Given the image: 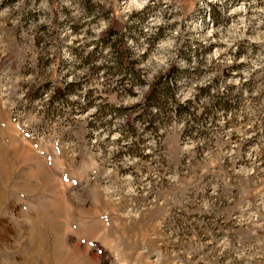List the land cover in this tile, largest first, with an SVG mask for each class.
<instances>
[{
    "label": "rangeland",
    "instance_id": "obj_1",
    "mask_svg": "<svg viewBox=\"0 0 264 264\" xmlns=\"http://www.w3.org/2000/svg\"><path fill=\"white\" fill-rule=\"evenodd\" d=\"M0 264H264V0H0Z\"/></svg>",
    "mask_w": 264,
    "mask_h": 264
},
{
    "label": "trees",
    "instance_id": "obj_2",
    "mask_svg": "<svg viewBox=\"0 0 264 264\" xmlns=\"http://www.w3.org/2000/svg\"><path fill=\"white\" fill-rule=\"evenodd\" d=\"M112 31H113V30H111V28H110V30L108 29L106 32H104L102 38H103L104 40H108V38L110 37L109 34H111Z\"/></svg>",
    "mask_w": 264,
    "mask_h": 264
}]
</instances>
